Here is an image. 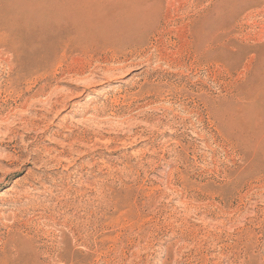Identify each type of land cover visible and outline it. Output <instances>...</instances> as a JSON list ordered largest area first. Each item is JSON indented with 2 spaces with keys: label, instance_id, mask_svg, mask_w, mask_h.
Segmentation results:
<instances>
[{
  "label": "rangeland",
  "instance_id": "rangeland-1",
  "mask_svg": "<svg viewBox=\"0 0 264 264\" xmlns=\"http://www.w3.org/2000/svg\"><path fill=\"white\" fill-rule=\"evenodd\" d=\"M51 1L0 0V264H264V0H127L24 76Z\"/></svg>",
  "mask_w": 264,
  "mask_h": 264
},
{
  "label": "bare ground",
  "instance_id": "bare-ground-1",
  "mask_svg": "<svg viewBox=\"0 0 264 264\" xmlns=\"http://www.w3.org/2000/svg\"><path fill=\"white\" fill-rule=\"evenodd\" d=\"M127 9V0H52L47 6L36 12L37 23L25 29L26 26L24 25L23 29L20 27L21 30L18 33L15 32L18 34L19 40L14 49L16 53L14 52L13 63L22 69L24 76L32 77L30 74L39 70H41L40 72L44 70L45 74L46 69L49 67L51 69V65L59 58L62 51L74 49L78 45L91 44L98 34H110L115 29H124L129 20ZM15 65L13 64V66ZM41 89L43 92L48 89L47 82ZM26 103L28 102L26 101Z\"/></svg>",
  "mask_w": 264,
  "mask_h": 264
}]
</instances>
